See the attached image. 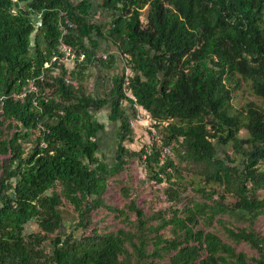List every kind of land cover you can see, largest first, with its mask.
<instances>
[{"label":"trees","instance_id":"trees-1","mask_svg":"<svg viewBox=\"0 0 264 264\" xmlns=\"http://www.w3.org/2000/svg\"><path fill=\"white\" fill-rule=\"evenodd\" d=\"M67 20L75 27L64 40L85 58L71 72L78 87L62 65L61 77L45 72L53 100L17 99L57 55ZM102 51L108 60L96 59ZM128 62L129 89L159 135L150 154L125 145L134 134L121 106ZM95 66L97 96L84 85ZM242 82L264 104V0H0V264H264V233L253 228L264 216V106L232 111ZM106 107L118 125L113 166L98 156L106 126L96 113ZM133 159L148 181L168 184L149 214L129 187L123 208L104 202ZM190 187L202 201L183 196ZM65 207L78 217L69 233ZM99 208L131 227L92 228ZM213 222L258 257L206 230Z\"/></svg>","mask_w":264,"mask_h":264},{"label":"rangeland","instance_id":"rangeland-1","mask_svg":"<svg viewBox=\"0 0 264 264\" xmlns=\"http://www.w3.org/2000/svg\"><path fill=\"white\" fill-rule=\"evenodd\" d=\"M147 10L146 7L143 10L141 20L143 23H146L147 19ZM102 17L101 15L99 18ZM118 72L117 70H113L110 72L111 76H114ZM93 71L90 73V78H88L84 85L87 88L88 93H92V95L97 96L98 93L95 88L93 90L90 87V83L93 80L94 81V74ZM93 76V78H92ZM103 91V90H102ZM102 93V92H101ZM253 101L259 105L264 106L263 100L259 97L254 96L251 93L250 87L248 83L242 82L239 85V88L234 91V98L232 100L233 104V112H238V110H241L242 107L246 106L248 102ZM107 111V112H106ZM96 119L100 122L105 124L108 120V108H104L103 110L96 113ZM243 137L247 136V132L243 131L241 134ZM114 134H110L107 136V141L111 140L109 138H112ZM106 143V141H104ZM129 142H126L125 144H128ZM145 145V144H144ZM144 145L137 146L136 151H139ZM4 157L0 156V163L2 162V159ZM108 162L111 166L115 164L114 160V154L108 156ZM131 164L126 168L124 171H121L118 175L111 178L110 183L111 187L106 193L104 197L105 204L113 207H119L123 208L125 204L129 203L130 199H124L125 196L121 190L123 188H132V191H130L131 199L137 200V202L140 204V206L145 209L148 214L151 212V207L153 204L159 199V197L163 198L164 190L166 187H168L167 183H164L162 185H156L152 183V181H148V173L146 172V169L143 164L140 163V161L133 159L130 162ZM264 165V164H263ZM184 177L186 178L185 182H188L189 179H191V175L188 173H184ZM193 178V177H192ZM190 196L189 198L191 200H199L202 201L203 199L199 195H195L192 187L188 188L187 190H184L183 196ZM63 215L65 219V227L64 232L69 233L72 230H74L75 225L78 222V217L76 214H74L73 209L70 207L63 208ZM93 216L94 223L92 224L93 227H98L102 231H115L120 228H130L128 222H124V217L121 218H115L113 214H111L107 209L105 208H99L98 210L93 211L91 214ZM132 219H134V216L131 215ZM225 219L228 224L227 225H233L237 227H247L248 223L241 221L237 222L236 220L229 219L228 217H222ZM36 224L32 223L30 225V231L38 230V228L35 226ZM253 228L256 230L264 233V216L258 218L256 222L253 225ZM206 230L218 232L220 236H222L223 239L227 240L228 242H231L234 247L237 249L238 252L242 251L245 252L249 257H258V254L256 250L252 249L248 244L242 243V244H234L232 240H228L226 237V234L224 230L222 229V226L218 224V222L212 224V226L206 227ZM167 237H171L169 233L166 234Z\"/></svg>","mask_w":264,"mask_h":264},{"label":"built area","instance_id":"built-area-1","mask_svg":"<svg viewBox=\"0 0 264 264\" xmlns=\"http://www.w3.org/2000/svg\"><path fill=\"white\" fill-rule=\"evenodd\" d=\"M66 25L68 26V28L65 26H63L62 28V34H61L62 37L59 40L57 55L53 56L50 62L45 63L44 72L41 76L30 80L27 83V85L22 88L21 92L16 97L17 99L25 100L29 97L33 98L34 96H36L35 100H37L38 98H42L45 103H49L51 100H53L55 97V89L45 85L46 82L53 84V80L49 79V77L45 74V72L47 70H50L52 76L56 77L57 75L60 74L61 70L59 69V67L61 68L62 65L66 67L68 71L66 73V76H62V75L59 76L60 77L62 76L68 85L78 87L79 85L78 80L72 77L71 72L76 67V63L79 61L82 62L85 58L84 56H78L75 48H73V46L65 42L64 36L68 33L69 28L75 27L68 20L66 21ZM128 58L130 59V57ZM96 59L98 61H105L109 59V55L108 53H104V52L97 53ZM126 66H127V71L125 73V80L123 83V92L125 97L121 100V106L128 108L131 111L132 118L130 123L133 128H136V126L142 121H144L146 118L142 113V110H144L143 107L139 105L136 97L129 89L130 77H131L129 62L126 64ZM146 128L149 132V137H150L149 141L147 142V145L150 146L148 148V153L150 154L152 142L159 141L158 132L152 122L150 115L147 119ZM42 146L46 147V144L43 142Z\"/></svg>","mask_w":264,"mask_h":264},{"label":"crops","instance_id":"crops-1","mask_svg":"<svg viewBox=\"0 0 264 264\" xmlns=\"http://www.w3.org/2000/svg\"><path fill=\"white\" fill-rule=\"evenodd\" d=\"M114 50V48H110V50ZM124 68L125 65L123 64ZM123 70L122 66L119 67V70ZM93 76H94V81L92 80L90 83V87L93 90V88L96 89L98 94H101L103 90V70L101 68H98L97 66L93 67ZM91 71V72H92ZM92 76V78H93ZM107 112V111H106ZM143 115L145 116V120L139 123L136 128H134V134H133V141H129L128 144H125L129 149L131 150H136L137 146H142L146 145L147 142L149 141V133L147 130V119L149 117V113L145 110H142ZM106 129L105 133L102 136L101 143H100V151H99V157L102 159L106 160L107 163L110 165L108 162V156L114 154V160L116 163V152L118 148V138H117V132H118V125L116 123H113L109 120V109H108V120L105 123ZM110 134H114L112 138H109L111 140L107 141V136ZM106 141V143H104ZM131 164V163H130ZM129 164V165H130ZM115 165V164H114Z\"/></svg>","mask_w":264,"mask_h":264},{"label":"clouds","instance_id":"clouds-1","mask_svg":"<svg viewBox=\"0 0 264 264\" xmlns=\"http://www.w3.org/2000/svg\"><path fill=\"white\" fill-rule=\"evenodd\" d=\"M74 25V24H73ZM62 28H63V25H62V27H61V30H62ZM70 29V28H69ZM102 52H104V51H102ZM97 53H101V52H96L95 53V57H96V54ZM104 53H107V52H104ZM99 64V63H98ZM130 68V67H129ZM125 69H126V71H127V66H126V64H125ZM130 72H131V69H130ZM131 75H132V73H131ZM144 109V108H143ZM145 110V109H144ZM146 111V110H145Z\"/></svg>","mask_w":264,"mask_h":264}]
</instances>
